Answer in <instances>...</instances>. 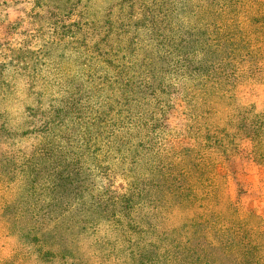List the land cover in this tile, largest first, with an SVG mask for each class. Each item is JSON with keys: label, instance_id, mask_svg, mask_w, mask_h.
Here are the masks:
<instances>
[{"label": "trees", "instance_id": "trees-1", "mask_svg": "<svg viewBox=\"0 0 264 264\" xmlns=\"http://www.w3.org/2000/svg\"><path fill=\"white\" fill-rule=\"evenodd\" d=\"M149 1L153 6L151 11L148 10ZM35 2L43 5L40 0ZM137 2L141 8L139 21L134 24L130 16H115L107 28L95 32L99 39L89 58L83 60V64L88 66L92 96L99 92L109 94L106 115L112 122L109 121L102 130L97 122L89 126L73 125L68 119L74 112L79 116L78 121L84 117L78 108L74 112L63 109L27 117L23 134L30 144L19 151L24 157L18 166V173L24 179L20 198L42 196V202L47 203L46 214H52L55 221L60 220L71 207L75 211L84 207L85 179L80 178L83 168L79 159L82 155L74 153L72 142L88 141L89 163L95 172L101 170L102 162L98 157L106 154L111 164L107 167L109 173L115 174L120 170L127 178L135 173L139 153L147 150L146 143L140 146L136 140L142 135L141 138L151 136L150 118L155 112L169 108L165 99V74L170 77L175 74L191 87L192 116L205 135L207 150H234L238 133L243 139L253 141L255 154L259 153L260 143L262 145L264 112L256 115L254 106L243 107L238 103L236 93L240 86L264 85V3L258 0ZM201 14L204 19L198 21ZM181 23L185 24L186 30ZM114 28L119 30L114 38L118 45L108 42L107 34L113 33ZM63 35L76 39L75 36ZM170 35L176 36L177 40L176 60L171 66H161L154 58L166 64L163 53L171 45ZM118 47L122 50L120 56H116ZM5 87V67L0 64L1 94ZM221 110H233V119L225 120L226 125L222 128L218 123ZM232 120L233 135L228 131ZM193 154L200 155L187 150L189 160H201ZM146 166L148 168L142 170V175L159 178L149 184L148 189L142 188L134 178L129 182L131 191L127 196L94 198L89 207L88 217L95 221L94 231L97 223L103 221L111 234L121 238L123 246L119 252L122 264H264L263 226H253L249 220L234 221L228 207L225 214L221 210L195 214L187 218L180 228L151 242L156 236L149 233L147 238V233L141 228L142 225L147 226V216H134L140 206L156 205L166 199V195H173L175 205L184 212L202 206L197 192L174 187V182L179 181L183 172L173 168L174 181H171L163 171L153 172L152 162ZM202 166V162L195 165L198 170ZM40 173H43L42 178ZM9 181H16L15 172L9 173ZM159 197H162L160 201ZM20 198L5 208L6 230L18 237L21 244H26L21 241L23 239L39 245L42 260L64 263L71 253L60 246L59 240L51 237L54 240L51 244L57 249L47 253L43 252L46 234L29 236L23 231L25 212L31 210L36 214L39 210L31 209V203ZM121 199L123 201H119ZM133 236L137 240L131 242ZM48 240L50 242V238Z\"/></svg>", "mask_w": 264, "mask_h": 264}, {"label": "rangeland", "instance_id": "rangeland-1", "mask_svg": "<svg viewBox=\"0 0 264 264\" xmlns=\"http://www.w3.org/2000/svg\"><path fill=\"white\" fill-rule=\"evenodd\" d=\"M41 1L43 5H38L35 0H0V64L5 67L7 84L3 94L0 93V264H122V254L119 252L123 246L121 238L115 233L111 234L103 221L97 223L96 231L93 230L95 221L88 217L90 206L94 198L127 196L128 191H131L129 182H133L134 178L142 184V188L148 189L149 184L159 180L142 175V170H147L146 164L149 162H152L153 172L163 171L166 173L164 176L167 178L168 175L171 181H174L173 168L183 172L179 181L174 182V187L197 192L202 206L184 212L175 205L173 195H166V199L156 205L140 206L134 216H147L145 220L148 224L141 228L147 233V238L149 233L156 236L151 242L180 228L187 218L195 214L218 210L225 214L227 207L234 221L249 220L253 226L260 224L264 228V138L257 154L254 153L253 141L243 139L238 132L234 150H207L205 135L192 116L191 87L175 74L163 76L167 83L165 99L169 108L155 112L150 118L148 125L151 136L141 138L142 135L141 139L136 140L140 146L146 143L147 150L139 153L134 174L127 178L120 170L115 174L109 173L107 167L111 164L106 154L98 157L102 162L101 170L93 171L89 163L91 153L87 151L88 141H74V153L82 155L79 159L83 168L80 178L85 179L82 197L84 207L79 211L71 207L60 220L55 221L52 214H46L47 203L42 202V196L20 198L24 179L18 173V166L24 157L19 151L30 144L23 134L27 117L38 112H58L63 109L74 112L78 108L84 117L78 121L79 116L74 112L68 119L73 125L89 126L97 122L102 130L109 121L112 122L106 115L109 94L99 92L92 96L93 87L87 77L88 66L83 64V60L89 58L99 39L94 35L95 32L107 28L115 16H130L134 24L141 17L137 0ZM172 1L185 3L187 0H166L167 3ZM195 1L203 3L206 0ZM258 1L264 3V0ZM132 5L134 7L130 9ZM148 10H153L151 1ZM198 18L201 21L204 16L201 14ZM181 26L186 30L184 23ZM262 28L264 31V23ZM117 31L114 28L113 33L107 34L110 45H118L114 39ZM63 34L75 36L76 39ZM170 38L171 45L163 53L166 55V64L154 58L161 66H171L176 60V36L170 35ZM121 52L118 47L116 56H120ZM236 97L243 107L254 106V114H263L264 85L240 86ZM221 111L218 123L222 128L226 125L225 120L229 117L233 119V110ZM228 131L233 135V120ZM187 150L199 153L193 156L198 155L201 160H189ZM200 162L203 166L198 170L195 165ZM12 172L16 173L14 183L9 181V173ZM42 176L43 173H40L39 177ZM19 198L30 202L31 209L35 207L39 210L36 214L31 210L25 212L22 217L23 231L29 236L46 234L43 252L56 251L57 248L51 244L54 241L51 237L59 240L60 246L71 253L64 263L60 260H42L39 245L23 239L21 241L26 244H21L18 237L6 230L5 208ZM159 198L158 201L162 199ZM133 240H137L136 237L130 238L131 242Z\"/></svg>", "mask_w": 264, "mask_h": 264}]
</instances>
